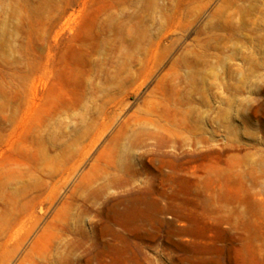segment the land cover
Instances as JSON below:
<instances>
[{"label": "rangeland", "instance_id": "1", "mask_svg": "<svg viewBox=\"0 0 264 264\" xmlns=\"http://www.w3.org/2000/svg\"><path fill=\"white\" fill-rule=\"evenodd\" d=\"M0 264H264V0H0Z\"/></svg>", "mask_w": 264, "mask_h": 264}]
</instances>
